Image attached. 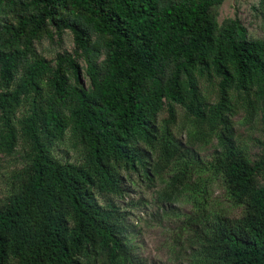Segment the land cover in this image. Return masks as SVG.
I'll list each match as a JSON object with an SVG mask.
<instances>
[{"label":"trees","instance_id":"trees-1","mask_svg":"<svg viewBox=\"0 0 264 264\" xmlns=\"http://www.w3.org/2000/svg\"><path fill=\"white\" fill-rule=\"evenodd\" d=\"M224 1L0 0V155L23 148L0 203V264H143L110 196L125 195L132 171L148 176L214 139L211 177L191 182L186 164L173 180L206 202L218 179L243 212L207 215L197 254L264 264V135L253 158L234 120L244 111L264 125V37L238 17L219 22ZM66 31L72 52L38 50ZM176 105L187 144L173 128ZM66 138L74 160L56 152Z\"/></svg>","mask_w":264,"mask_h":264},{"label":"rangeland","instance_id":"rangeland-1","mask_svg":"<svg viewBox=\"0 0 264 264\" xmlns=\"http://www.w3.org/2000/svg\"><path fill=\"white\" fill-rule=\"evenodd\" d=\"M217 17L219 22L228 17H238L247 27L249 36L264 37V0H225L218 7ZM74 45L73 35L69 31L63 34L61 40L57 36L54 39L45 37L36 44L48 59H54L59 52H72ZM80 62L85 65L84 60ZM82 77L89 84L88 77L84 74ZM176 109L177 122L173 128L186 142L190 122L180 105H176ZM167 114V110H163L159 120L162 121ZM244 117V111L234 117L237 141L255 158L260 153L258 140L264 135V125L259 117L252 121ZM215 144L214 139L208 144L198 143L188 150L185 148L184 154L171 165L157 170L151 165L148 176L142 170L132 171L125 195L110 196L127 213L129 238L143 264H203L197 249L200 234L209 224L208 219L212 220L219 213L238 217L243 212V206L233 202L218 179H212L209 183L206 202L193 187L180 185L173 180V176L186 164L190 165L189 168L192 165L194 171L191 182L197 180V177L204 180L210 178L208 162L212 158ZM22 152L23 148L19 146L13 155H0V203L10 193L12 174L23 166ZM56 152L71 160L78 155L69 138L57 147ZM156 160L157 154H153V162ZM197 195L199 199H195ZM99 198L103 203L106 200L105 196L99 195ZM202 202L206 205L205 209L204 204L199 208Z\"/></svg>","mask_w":264,"mask_h":264}]
</instances>
